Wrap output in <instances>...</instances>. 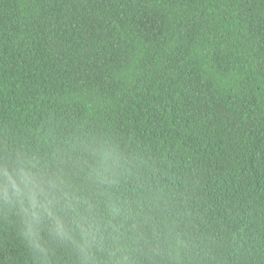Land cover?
<instances>
[{"label":"trees","instance_id":"obj_1","mask_svg":"<svg viewBox=\"0 0 264 264\" xmlns=\"http://www.w3.org/2000/svg\"><path fill=\"white\" fill-rule=\"evenodd\" d=\"M17 154L67 177L95 233L87 258L45 235L51 264H264V0H0ZM0 264H38L5 212Z\"/></svg>","mask_w":264,"mask_h":264},{"label":"clouds","instance_id":"obj_2","mask_svg":"<svg viewBox=\"0 0 264 264\" xmlns=\"http://www.w3.org/2000/svg\"><path fill=\"white\" fill-rule=\"evenodd\" d=\"M91 173L101 183H110L118 159L102 147L91 152ZM70 183L60 171H52L33 156L0 158V212L14 216L20 235L35 254L38 264H51L45 235L57 244L78 249L87 258L95 243V233L79 211ZM71 211L66 217L64 213Z\"/></svg>","mask_w":264,"mask_h":264}]
</instances>
